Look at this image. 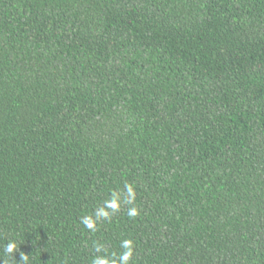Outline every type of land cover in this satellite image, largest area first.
Listing matches in <instances>:
<instances>
[{
	"label": "trees",
	"instance_id": "1",
	"mask_svg": "<svg viewBox=\"0 0 264 264\" xmlns=\"http://www.w3.org/2000/svg\"><path fill=\"white\" fill-rule=\"evenodd\" d=\"M125 184L139 215L86 229ZM122 239L264 264V0H0V264Z\"/></svg>",
	"mask_w": 264,
	"mask_h": 264
},
{
	"label": "clouds",
	"instance_id": "2",
	"mask_svg": "<svg viewBox=\"0 0 264 264\" xmlns=\"http://www.w3.org/2000/svg\"><path fill=\"white\" fill-rule=\"evenodd\" d=\"M136 189L132 184H125L123 192L113 190L108 199H105L101 205L96 207L92 214L84 215L80 218V223L91 232H96L98 226L103 221H111L112 217L121 211L123 205H131L127 209V215L135 218L139 215V209L135 206ZM94 255L91 264H131L134 257V241L131 239H122L120 241L119 252H109L108 248L94 241L92 244ZM17 245L14 241H9L4 247V251L11 255L17 251ZM21 259L18 264H28V255L20 254Z\"/></svg>",
	"mask_w": 264,
	"mask_h": 264
}]
</instances>
